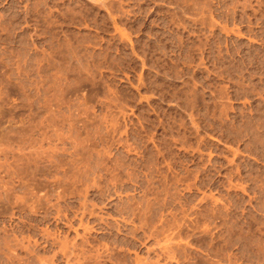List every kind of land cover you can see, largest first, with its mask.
<instances>
[{"label": "rangeland", "instance_id": "1", "mask_svg": "<svg viewBox=\"0 0 264 264\" xmlns=\"http://www.w3.org/2000/svg\"><path fill=\"white\" fill-rule=\"evenodd\" d=\"M0 264H264V0H0Z\"/></svg>", "mask_w": 264, "mask_h": 264}]
</instances>
